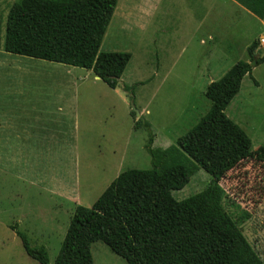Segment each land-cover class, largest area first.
I'll list each match as a JSON object with an SVG mask.
<instances>
[{
	"label": "rangeland",
	"instance_id": "obj_1",
	"mask_svg": "<svg viewBox=\"0 0 264 264\" xmlns=\"http://www.w3.org/2000/svg\"><path fill=\"white\" fill-rule=\"evenodd\" d=\"M15 1L0 0V52ZM255 40L256 57H264V18L235 0H118L100 47L132 55L116 88L76 67L78 78L58 77L50 89L21 76L10 57L0 59L1 116L8 125L23 117L20 105L67 115L60 128L35 114L39 121L24 126V133L11 127L0 132V264H40L25 251L16 225L32 246L47 248L54 264L76 207H91L121 172L150 169V132L155 147L176 144L209 112L208 85L240 60L253 69L224 110L234 123L228 122L227 135L234 156L249 149L235 125L248 135L252 151H264V62L254 64L248 54ZM132 101L140 117L133 116ZM138 119L151 129H137ZM212 179L200 167L173 195L185 199ZM221 185L226 210L264 261V161H241ZM91 251L93 264H128L102 241Z\"/></svg>",
	"mask_w": 264,
	"mask_h": 264
},
{
	"label": "trees",
	"instance_id": "obj_2",
	"mask_svg": "<svg viewBox=\"0 0 264 264\" xmlns=\"http://www.w3.org/2000/svg\"><path fill=\"white\" fill-rule=\"evenodd\" d=\"M235 1L264 18V0ZM117 5L118 0H17L8 13L4 50L91 69L116 88L132 55L100 47ZM259 46L255 40L248 47L250 61L257 58V64L264 62V57H256ZM252 69L249 61L240 60L211 82L205 92L211 101L209 112L176 144L155 147L150 132L146 148L152 167L121 172L91 207L78 205L54 264H93L95 241L105 243L128 264H264L226 210L221 185L241 161H264V151H252L248 135L237 125L249 149L233 155L227 135L232 122L224 115ZM141 127L151 129L138 119L136 128ZM200 167L212 181L202 191L176 199L173 191L182 189ZM13 229L30 257L50 264L45 246H32L17 225Z\"/></svg>",
	"mask_w": 264,
	"mask_h": 264
},
{
	"label": "crops",
	"instance_id": "obj_3",
	"mask_svg": "<svg viewBox=\"0 0 264 264\" xmlns=\"http://www.w3.org/2000/svg\"><path fill=\"white\" fill-rule=\"evenodd\" d=\"M134 15L132 14V12H129V16H133V19L135 18ZM0 53H1L0 59L3 60L4 58L10 57V59L13 60L12 65L21 73V76L28 77L31 83L44 85V87L48 85L50 89L54 79L58 81L59 80L57 79L58 77L78 78L76 73L80 72V70H77L76 66H72V65L68 67V66H64L67 64L52 62L45 59H39L25 55L14 54L7 51L5 52V50H2ZM21 82L25 83L23 80H21ZM74 83L76 82L74 81ZM43 94L45 96V93ZM19 108L23 110L22 111L23 117L21 115L14 116L16 114L14 109L13 112L14 117L12 118L13 123L11 125L10 124L8 125V123H6V121L4 120L5 117L1 116L2 109L0 107V132L8 127H11L13 133H16L18 135L24 133V131H22L25 130L24 126L29 127L31 125V127L33 128V125L34 124L36 125L35 121H39L33 118V117L36 118L35 114L38 115L37 117L44 116L43 118L45 119V121L43 122H47L50 125L56 124L57 126H59V128L61 127L60 125H62V123L66 121V117H67V115L63 113L62 110H59V108H57V112L60 111L59 115L53 113V108L39 106L36 104L20 105ZM31 110L33 112H31ZM47 113L48 116H46Z\"/></svg>",
	"mask_w": 264,
	"mask_h": 264
},
{
	"label": "water",
	"instance_id": "obj_4",
	"mask_svg": "<svg viewBox=\"0 0 264 264\" xmlns=\"http://www.w3.org/2000/svg\"><path fill=\"white\" fill-rule=\"evenodd\" d=\"M254 61H255L254 64H256V63H257V58H254ZM134 104H135L134 101H132L133 111L135 112V114H136L137 117H140V112H139V110L135 107Z\"/></svg>",
	"mask_w": 264,
	"mask_h": 264
}]
</instances>
